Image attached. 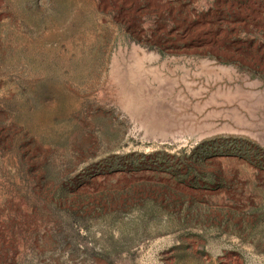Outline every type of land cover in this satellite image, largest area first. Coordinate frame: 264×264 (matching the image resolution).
<instances>
[{
	"label": "rangeland",
	"instance_id": "obj_1",
	"mask_svg": "<svg viewBox=\"0 0 264 264\" xmlns=\"http://www.w3.org/2000/svg\"><path fill=\"white\" fill-rule=\"evenodd\" d=\"M0 264H264V0H0Z\"/></svg>",
	"mask_w": 264,
	"mask_h": 264
}]
</instances>
